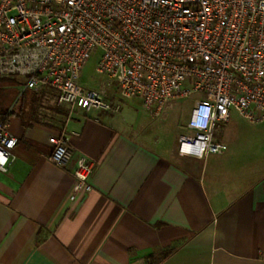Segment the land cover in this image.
<instances>
[{
    "label": "crops",
    "instance_id": "1",
    "mask_svg": "<svg viewBox=\"0 0 264 264\" xmlns=\"http://www.w3.org/2000/svg\"><path fill=\"white\" fill-rule=\"evenodd\" d=\"M17 81L7 97L0 88V118ZM42 91L35 113L21 100L8 118L18 144L0 170V264H264V122L232 112L218 135L228 150L201 159L155 123H129L130 107L72 109ZM47 100L53 121L38 111ZM63 130L73 158L59 166L52 138ZM79 157L95 164L93 190L72 198Z\"/></svg>",
    "mask_w": 264,
    "mask_h": 264
},
{
    "label": "built area",
    "instance_id": "2",
    "mask_svg": "<svg viewBox=\"0 0 264 264\" xmlns=\"http://www.w3.org/2000/svg\"><path fill=\"white\" fill-rule=\"evenodd\" d=\"M101 51V88L81 83ZM0 77H22L20 95L0 120V170L15 160L18 137L8 118L25 90L52 89L57 105L119 113L140 98L153 118L198 94L178 152L221 155L218 135L236 111L264 122V0H0ZM116 91V92H114ZM51 160L73 158L65 130ZM95 164L76 160L72 198L93 190Z\"/></svg>",
    "mask_w": 264,
    "mask_h": 264
},
{
    "label": "rangeland",
    "instance_id": "3",
    "mask_svg": "<svg viewBox=\"0 0 264 264\" xmlns=\"http://www.w3.org/2000/svg\"><path fill=\"white\" fill-rule=\"evenodd\" d=\"M101 57V51L92 54L91 57L88 59L86 64L84 65L81 83L84 85H88L92 88H101L103 76L99 75L96 71V67L98 65L99 59ZM102 78V79H101ZM5 84L1 85V93L5 97L7 84H12L17 81L18 78L14 77H6ZM5 92V93H4ZM116 92V91H114ZM7 97V96H6ZM199 97L198 94L191 95L189 97L183 98L178 101L176 107L169 113V115L165 118H153L150 113L144 108L142 100L140 98H133L130 100H124L122 106L125 108L133 109V114L127 113V109H125L122 113L125 115V119L129 123L134 122L138 124L149 125L150 123L154 124L153 126L156 128L157 133L162 134L167 140L171 141L172 143L177 140L179 135L186 134L187 131V123L189 121V117L191 114V110L195 105L196 99ZM7 102V101H6ZM30 102V98L26 99V103ZM29 106V105H28ZM50 107V109H49ZM51 107H56V104L51 100H47L43 102V106L38 108V111L42 115H46L47 119L54 120V117L58 118L55 111L51 109ZM129 109V110H130ZM235 117L239 120H246L244 117L241 116L238 112H233ZM248 121V120H246ZM151 124V125H152ZM155 130V129H154ZM146 136L149 138L150 133L146 131Z\"/></svg>",
    "mask_w": 264,
    "mask_h": 264
},
{
    "label": "trees",
    "instance_id": "4",
    "mask_svg": "<svg viewBox=\"0 0 264 264\" xmlns=\"http://www.w3.org/2000/svg\"><path fill=\"white\" fill-rule=\"evenodd\" d=\"M6 80H7L6 77H0V86L3 85ZM17 83L21 86H23L25 84V82H18V81H17ZM42 95H43V91L25 90L21 96V99H20V101L23 100L22 107L24 109L27 107H30V109H29L30 113H35L36 109H37V101H38L39 97H41ZM27 98H30L29 104H28V102L26 103ZM66 112H68V111H66ZM6 113H4L2 116L4 117L6 115ZM1 118H0V120H1Z\"/></svg>",
    "mask_w": 264,
    "mask_h": 264
}]
</instances>
